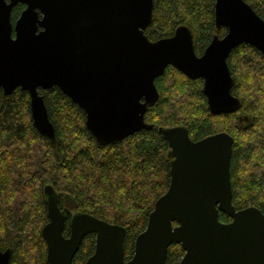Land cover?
Instances as JSON below:
<instances>
[{
    "label": "water",
    "instance_id": "1",
    "mask_svg": "<svg viewBox=\"0 0 264 264\" xmlns=\"http://www.w3.org/2000/svg\"><path fill=\"white\" fill-rule=\"evenodd\" d=\"M18 2L26 7L13 24ZM153 7L154 0H0V88L8 95L18 87L29 92L34 125L54 143L40 88L58 86L85 111L97 142L114 144L153 127L145 114L159 98L155 81L168 65L203 79L211 112L237 111L241 100L232 93L228 57L242 43L264 54V19L246 0H215L216 27L228 31L215 34L199 55L186 24L168 37L147 36ZM159 131L170 147L171 181L137 236L133 256L125 258L124 226L89 213L73 214L65 236L69 211L47 185L49 221L42 235L48 264H72L90 233H96V247L88 264H167L173 243L185 250L179 264H264V213L232 202L233 136L221 131L193 140L184 125ZM220 211L232 220L221 221ZM11 252L0 249V264H11Z\"/></svg>",
    "mask_w": 264,
    "mask_h": 264
},
{
    "label": "trees",
    "instance_id": "2",
    "mask_svg": "<svg viewBox=\"0 0 264 264\" xmlns=\"http://www.w3.org/2000/svg\"><path fill=\"white\" fill-rule=\"evenodd\" d=\"M246 1L264 19V0ZM25 7L22 2L13 7V24ZM153 13L145 30L151 40L171 36L186 24L199 55L215 34L222 37L228 31L224 25L216 27L215 0H154ZM228 63L234 78L232 93L241 100L237 111L211 112L203 79H191L168 65L155 81L159 98L145 114L153 127L107 145L97 142L86 126L85 111L58 86L40 88L56 143L35 127L28 91L18 87L8 95L0 88V249L11 248L10 263L48 264L42 235L49 221L47 185L60 207L69 211L65 236L70 235L73 214H92L126 228L124 251L130 259L137 236L171 181L170 147L160 127L184 125L193 140L230 133L232 202L236 209L256 206L264 213V54L242 43L232 50ZM219 218L232 220L222 211ZM95 247L96 233H90L72 264H88ZM184 254L180 243L171 244L167 264H179Z\"/></svg>",
    "mask_w": 264,
    "mask_h": 264
}]
</instances>
